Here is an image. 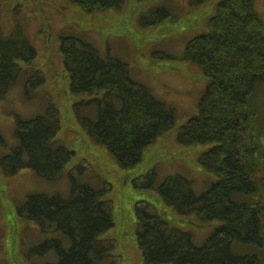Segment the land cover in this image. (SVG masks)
<instances>
[{
	"label": "trees",
	"instance_id": "16d2710c",
	"mask_svg": "<svg viewBox=\"0 0 264 264\" xmlns=\"http://www.w3.org/2000/svg\"><path fill=\"white\" fill-rule=\"evenodd\" d=\"M87 14L123 9L127 0H64ZM139 3L147 0H135ZM142 13L138 28L150 29L175 21L167 2ZM213 1V14L206 30L187 41L181 60L200 70L205 88L197 113L175 132L182 147H205L197 164L211 175L203 191L178 174L158 179L155 170L132 180L137 191L154 193L176 216L194 217L201 225L216 222L198 245L189 231L171 225L147 201L134 204L135 242L143 264H262L257 255L235 253V245L260 244L262 206L254 202V165L246 158L248 115L245 103L253 88L264 84V31L254 0H187L199 9ZM59 54L66 71L68 89L74 98L73 112L87 137L101 146L122 170L141 163L143 152L174 126L171 107L155 98L149 89L129 76L127 64L101 56L89 42L73 36L59 39ZM153 58L171 59L154 52ZM36 51L16 27L8 36L0 32V101L29 67ZM41 70L28 74L24 90L44 84ZM13 143L0 158L3 177L32 171L37 177L57 182L67 178V192L26 195L16 207V216L35 224L47 238L30 250L47 264H116L112 203L109 187L95 189L72 170L66 171L75 153L56 140L60 123L50 105L44 114L15 118ZM0 145L6 144L0 140ZM208 183V182H207ZM113 256V257H112ZM112 258V260H111Z\"/></svg>",
	"mask_w": 264,
	"mask_h": 264
},
{
	"label": "rangeland",
	"instance_id": "374dc122",
	"mask_svg": "<svg viewBox=\"0 0 264 264\" xmlns=\"http://www.w3.org/2000/svg\"><path fill=\"white\" fill-rule=\"evenodd\" d=\"M165 0L137 2L127 0L123 9L87 14L64 0H0V32L4 36L19 27L36 51L29 67L20 65L16 85L0 101V158L13 143L12 134L17 116L30 119L44 114L52 105L58 114L60 130L57 142L74 151L75 156L66 171L82 176L83 182L95 189L109 187L106 195L112 203L114 227L106 237L114 239L112 255L116 264H143L135 242L134 204L144 200L171 225L189 231L198 245L216 222L201 225L194 217L176 216L152 192L137 191L132 180L155 170L158 179L178 174L187 178L196 192L203 191L213 175L197 164L202 146L182 147L175 143V132L189 117L197 113L198 100L205 88L200 70L181 60L187 41L206 30L213 14V1L199 9H190L187 0H172L165 5L175 13V21H164L150 29L138 28V17ZM264 31V0H254ZM75 36L92 44L101 56L106 51L127 64L129 76L146 86L152 95L174 111L173 128L149 146L141 163L122 170L101 146L93 144L81 129L73 104L63 60L59 54V39ZM165 53L171 59H156L152 54ZM41 70L44 84L26 92L24 85L31 71ZM248 115L245 144L250 148L246 158L253 165L255 179L254 202L262 206L260 244L235 245V253L255 254L264 264V84L253 88L245 103ZM208 182V183H207ZM64 175L57 182L45 181L32 171H20L14 177H3L0 172V264H47L53 259L30 255V250L47 237L38 227L16 216V207L26 195L33 193L59 194L67 192ZM112 256V257H113ZM112 260V258H111Z\"/></svg>",
	"mask_w": 264,
	"mask_h": 264
}]
</instances>
